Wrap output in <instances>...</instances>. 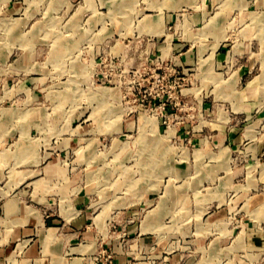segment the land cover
<instances>
[{"label": "rangeland", "instance_id": "374dc122", "mask_svg": "<svg viewBox=\"0 0 264 264\" xmlns=\"http://www.w3.org/2000/svg\"><path fill=\"white\" fill-rule=\"evenodd\" d=\"M256 80L264 0H0V194L46 190L52 226L85 191L98 264H170L144 234L197 264H264V153L218 139L236 124L264 144V102L236 115Z\"/></svg>", "mask_w": 264, "mask_h": 264}, {"label": "crops", "instance_id": "0c3cea01", "mask_svg": "<svg viewBox=\"0 0 264 264\" xmlns=\"http://www.w3.org/2000/svg\"><path fill=\"white\" fill-rule=\"evenodd\" d=\"M155 19L153 20L155 21L153 25L158 23L159 20L157 18L156 22ZM235 55L238 56L239 54L233 52V58ZM227 56H230V53ZM251 64L249 62L244 71L242 67L245 65L235 67L233 70L235 78L241 79L243 74L252 69ZM261 77L262 75H260ZM258 83L262 85V79ZM254 84H257V80L253 83L252 81H248L242 84V90L240 91V95H238L241 105L239 112H236V115H240V117L237 116L239 118H241V115L249 116L254 112L255 108L264 102V93L262 90L260 91L263 87H259L258 92L260 93L258 94L254 90ZM235 119L237 120L236 117ZM221 133L225 134V136H221ZM223 138L229 139L231 145L242 146L245 149L244 151H253L258 154L264 153V144L262 143L256 144L253 147L244 145L243 132L236 124H233L232 127L229 126L226 132L219 130L218 139ZM230 146L226 147V149L230 150ZM52 179V177H48V181H53ZM46 192V190L38 188L32 193L0 194V198L3 199L0 204V264H8L13 255L14 248L20 245L21 242L26 243L28 238L36 233V231L38 237L24 251L20 264H98L94 261V254L97 248H99L100 238L102 235L104 237V234L99 232V229L90 230L85 226L86 217L83 214L84 211L81 213V210L89 202L88 196L85 194L86 192H81V195L72 198V202L58 208L59 212L57 211L58 214H55L58 217L50 219L53 224L52 226L45 224L44 214L47 211H51L49 208L53 209L49 207L51 204L48 203L47 199L50 200V197L46 196ZM29 196L35 198L34 202L30 203L26 200ZM58 224L59 226H57ZM144 235L141 236V239L146 242L147 246L157 245L159 250L167 249V252L170 254L168 256L170 264H197L198 260L196 257L198 255L193 256L188 254V250L184 249L183 246L178 248L175 240L171 238V234L167 236V240L159 239L155 234L143 237ZM218 241L216 237L212 241V243H215L213 245L215 248L218 245L219 247L222 245V241ZM106 243L113 245L112 247L116 252L119 262L124 263L127 261V254L120 244V239L114 237L107 239ZM203 243V238H200L197 242L201 247H203ZM252 243L250 242V244ZM233 247L235 246L233 245Z\"/></svg>", "mask_w": 264, "mask_h": 264}, {"label": "bare ground", "instance_id": "6f19581e", "mask_svg": "<svg viewBox=\"0 0 264 264\" xmlns=\"http://www.w3.org/2000/svg\"><path fill=\"white\" fill-rule=\"evenodd\" d=\"M145 129H146V128H145ZM145 129H144V130H145ZM171 132H172V131H171ZM171 134H172V133H171ZM167 138H168V137H167ZM161 146H162V145H161ZM163 147H164V144H163ZM160 148H161V147H160Z\"/></svg>", "mask_w": 264, "mask_h": 264}]
</instances>
